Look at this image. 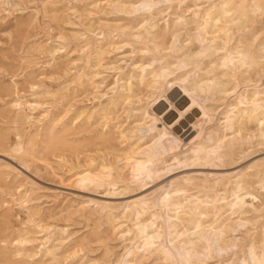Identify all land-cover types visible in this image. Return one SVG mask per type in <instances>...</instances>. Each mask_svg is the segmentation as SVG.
I'll list each match as a JSON object with an SVG mask.
<instances>
[{
	"label": "rangeland",
	"instance_id": "1",
	"mask_svg": "<svg viewBox=\"0 0 264 264\" xmlns=\"http://www.w3.org/2000/svg\"><path fill=\"white\" fill-rule=\"evenodd\" d=\"M131 1L0 0V264H117L140 240L135 216L126 207L157 199L171 181L187 188L186 206L215 198L223 209L213 211L204 204V214L194 218L184 210L174 220L180 239L173 230L168 235L165 221L172 213L158 208L148 212L140 223L152 224L148 233L160 234L172 259L150 250L131 264H253L251 248L264 264V128L249 123L241 136L223 140L218 158L212 154L203 159L193 152L195 143H213L206 139L210 132L215 140L231 134L224 130L226 111L241 94L250 98L263 89L264 66L248 70L236 61L237 52H243L264 63V12H250L247 20L234 15L228 32L209 43L199 37L208 38L205 32L211 30L197 29L204 26L205 14H220L228 0H157L149 12L135 13L123 9ZM172 33L178 37L173 50ZM228 53L238 69L222 64L220 58ZM153 60L146 72L166 63L174 69L182 62L189 85L210 83L204 98L211 123L205 124L203 117L200 125L188 124L178 133L181 141L168 144L175 151L169 150L164 167L174 163L170 155L180 153L181 161L188 160L180 168L174 163L172 171L139 181L126 158L140 142L121 136L128 134L133 110L143 103L129 106L121 98L113 107L108 98L116 92L126 96L120 87L127 81L134 94L144 96L149 77L138 66ZM118 79L114 94L103 96ZM179 85H166L164 97L174 87L182 92ZM159 101L150 97L149 110ZM170 102L173 107L164 100L157 124L175 132L179 113L191 103ZM61 140L67 144H58ZM103 166L112 169L111 179L78 184L76 174L99 175ZM185 178L194 180L188 184ZM228 216L232 224L218 240L220 253L192 232L196 219L206 231ZM211 233L206 231L208 240ZM169 242L189 256L180 258Z\"/></svg>",
	"mask_w": 264,
	"mask_h": 264
},
{
	"label": "bare ground",
	"instance_id": "2",
	"mask_svg": "<svg viewBox=\"0 0 264 264\" xmlns=\"http://www.w3.org/2000/svg\"><path fill=\"white\" fill-rule=\"evenodd\" d=\"M156 1L157 0H133L130 2V4H128V6H123V9L130 10L132 13L140 11L149 12L152 7L158 4V2ZM225 7L226 8L223 9L220 14L216 15L213 18L211 17V13L205 14V18L203 19L204 26L198 28L197 30L206 31L207 28H209L211 31L209 33L205 32V35H208V38H201L200 36V42L209 41L210 43L213 41L214 38H218L221 33L225 35L228 32V27L230 23L233 21L234 15H239L241 18L244 17L247 20L250 12H264V0H251L250 3L244 0H238L237 2H235L234 0H228L225 2ZM237 19L239 18L237 17ZM166 26H168V24ZM171 37V49L173 50L175 48V44L177 42L178 37L175 33H172ZM153 38L154 42H156L157 36L154 35ZM154 47L156 49L158 48L156 44L154 45ZM237 54H240V59L237 60L236 63L239 64L241 62L240 67L246 65L248 70H256L260 68V65L264 66V63L259 61V56H257L256 54L251 55L250 53L247 54L243 52H237ZM220 60L222 61V64H232L231 66L234 69H238V67H235L233 59L230 58L229 53L221 57ZM154 62L155 60H153L152 63L140 64L138 66V69L141 72H146V68L151 67ZM180 63L182 62H179V64L173 66L174 69L171 68L173 64L166 63L164 65L159 66L158 68H154L150 72H146L145 76H148L149 79L145 86L148 90H146V94L144 96L138 97L136 94H134L132 92V85L129 81L125 82V84L120 87L122 89L124 88L127 93L126 96L121 93L118 94V92L114 94L115 90H117L119 87V79L115 81L113 85L111 84L106 86V92L103 94V96H106L108 94H114L113 96L108 98V103L111 104V106L113 107L117 105L118 100L121 98L127 101L129 106L133 103H143L142 107L138 108L137 110H133L135 112L133 114L135 120L132 122V126L128 130V134H123L121 136L122 138H127L128 135L138 137L136 141H139L140 144L132 150V153L126 158V161L131 175L139 181L152 179L154 176H157L160 171L163 170L172 171L175 167L173 165L174 163L177 167L182 166L184 163H186L188 160L184 158L185 160L181 161L180 153L172 154L170 156L171 158H173L174 163L172 165H169L168 167H164V164L167 161L166 158L167 156H169L168 154H170L169 150H174L173 146H169L168 144L172 142L175 143V141H181L180 136H178V133L183 134V131L185 130L186 125L188 124L191 125V128L200 125V120L203 117L207 118V121L204 122L205 124L211 123V118L206 105L208 100L204 98V92L211 91L210 83L205 80L202 82L200 81L197 84L193 83L192 85H189L188 78H190V74L181 73V69L186 68L187 65H183L182 67H180ZM114 70H118V68ZM177 71H179V74L173 77V75ZM130 79L131 77L129 78V80ZM178 82L182 84L181 86L179 85L182 92L176 87H174L171 90L169 97H164L165 86ZM150 97L160 99L159 104L153 111L149 110L148 99ZM161 97H164V100L168 102L169 106L171 107H173V105L170 100L176 102L178 106H182L188 102L191 103V105L184 112L179 113L181 118L178 121L179 123L176 122L175 124V132L167 130L164 124L162 129L158 128L157 123L161 120L158 118L157 114H160L164 105L166 106L164 100H162ZM133 98L135 100H133ZM17 106L20 107L21 105L17 104ZM171 111L172 110H170L169 112H164V116L169 118ZM46 118L43 117V120ZM223 119L224 130L231 131V134H226L221 139L215 140L212 135L213 132H210L206 139L208 142H213L212 144L209 145L200 142L195 143L196 149L193 152L201 154L203 159H211L212 154H215L216 158H218V156L216 155V149L220 145L224 144L223 140H227L226 143L230 142L229 140L231 139H229V137L235 133L241 136L242 129L246 128V126L251 122H255L260 131L263 130L264 87L262 90H254L251 93L250 98L241 94L239 96V99L232 105V108L229 110V112L226 111ZM192 120H196V122L192 123ZM103 137L104 135H102L100 138ZM232 138L235 139V135ZM59 143L60 145L67 144L63 140L58 141V144ZM72 149H75V147L73 146ZM134 155L139 156V158H134ZM101 171L102 172L99 175L91 173H84L80 175L76 174L78 184L86 186L88 184H93L100 180L111 179L112 169L110 167L103 166ZM193 180V178L184 179V181L188 184ZM214 181L216 183L217 179H215ZM187 192L188 190L186 187L177 185L174 181H171L169 184V190L165 189L163 194L157 199L150 202L143 201L142 199L138 202L129 204L126 207V213L135 216L136 229L140 236V240L139 243L135 246L134 251L131 250L132 247L126 249L125 253L121 256L117 264H131L137 258L138 255H140L141 253L143 254L146 252H150V250L160 252L161 256L165 259H172L170 253L171 249L164 246L163 242H160V239L162 238L160 234L154 232L148 233V230L152 228V224L149 225V223H140V219L148 212L158 208L159 210H166L167 212L172 213V215H169L165 221L166 227L168 229V235L171 236L172 234L170 231L173 230L175 238L180 239L183 234L181 232H177V225L174 220H179L178 216L179 214L184 212V210H187V212H184L185 214L187 213L190 218H194L196 216H201L204 214V204L211 205L213 211L221 212V210L223 209L222 206L217 205L219 200L215 198L206 201L205 203L197 201L199 203H189V205L186 206L184 202H186L188 199L186 197ZM228 206L232 207L234 205L228 204ZM233 214L234 212H231V216ZM231 216H228L224 220L218 222V226L216 227V229H213L211 225L217 223V220L210 225L209 230H206L212 231L210 240H208V235L206 234L205 227L197 219L192 222V232L199 236V238L204 239L207 244L209 243L210 245V243H212L215 246L214 251L220 253L222 252L223 248L222 245L218 243V240L225 233H227V231H229L232 224ZM219 217H222V214ZM179 243H182V245L186 244L183 241ZM169 244L172 249L176 250L180 258L185 259L189 256L188 254L184 253V249L182 247L177 248L172 244V242H169ZM229 244L232 245L233 240L229 241ZM250 252L252 263L259 264L254 257V251L252 248L250 249Z\"/></svg>",
	"mask_w": 264,
	"mask_h": 264
}]
</instances>
